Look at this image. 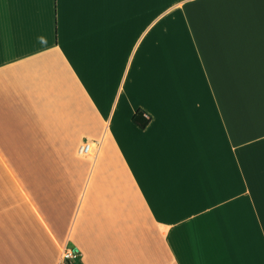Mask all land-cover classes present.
<instances>
[{"label":"crops","instance_id":"obj_1","mask_svg":"<svg viewBox=\"0 0 264 264\" xmlns=\"http://www.w3.org/2000/svg\"><path fill=\"white\" fill-rule=\"evenodd\" d=\"M224 1L0 0V264H264V0Z\"/></svg>","mask_w":264,"mask_h":264},{"label":"trees","instance_id":"obj_2","mask_svg":"<svg viewBox=\"0 0 264 264\" xmlns=\"http://www.w3.org/2000/svg\"><path fill=\"white\" fill-rule=\"evenodd\" d=\"M150 120V115L143 109L138 110L133 117V123L141 129H145L149 125Z\"/></svg>","mask_w":264,"mask_h":264},{"label":"built area","instance_id":"obj_3","mask_svg":"<svg viewBox=\"0 0 264 264\" xmlns=\"http://www.w3.org/2000/svg\"><path fill=\"white\" fill-rule=\"evenodd\" d=\"M80 253L79 248H66L63 250V260L65 263L72 262L79 257Z\"/></svg>","mask_w":264,"mask_h":264},{"label":"bare ground","instance_id":"obj_4","mask_svg":"<svg viewBox=\"0 0 264 264\" xmlns=\"http://www.w3.org/2000/svg\"><path fill=\"white\" fill-rule=\"evenodd\" d=\"M224 3L226 2V1H224V0H222ZM248 75H250V73L248 74ZM84 152L87 154V153H89V151L91 150V149H93V144L92 143H87V144H85L84 145ZM71 244V243H70ZM71 247V246H70Z\"/></svg>","mask_w":264,"mask_h":264}]
</instances>
